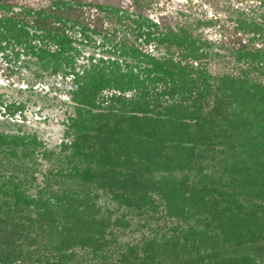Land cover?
<instances>
[{"label": "trees", "instance_id": "trees-1", "mask_svg": "<svg viewBox=\"0 0 264 264\" xmlns=\"http://www.w3.org/2000/svg\"><path fill=\"white\" fill-rule=\"evenodd\" d=\"M13 1L0 0L7 7L0 41L22 47L43 70L57 73L63 63L74 68L67 24L89 26L81 20L83 4L53 0L14 11ZM237 22L243 29L246 20ZM95 23L102 32L101 16ZM153 25L156 30L143 31L139 24L137 35L155 52L129 49L123 39L118 57L72 73L76 105L66 135L73 139L62 143L72 152L58 159L68 167L56 174L108 191L147 222L164 206L165 215L185 227H173L179 234L172 237L122 243L117 229L133 223L97 207L98 193L62 188L32 195L28 179L3 169L0 264H264V44L256 48L237 38L236 60L244 64L212 73L199 62L204 54L194 36H202L194 33L200 21L166 32ZM13 67L10 59V74ZM21 106L6 104L3 114L14 116ZM40 147L35 134L0 131V164L6 160L27 173L26 161L37 159ZM208 152L212 165L199 162ZM208 167L220 174L204 173ZM192 173L202 178L199 190L189 184Z\"/></svg>", "mask_w": 264, "mask_h": 264}, {"label": "rangeland", "instance_id": "rangeland-1", "mask_svg": "<svg viewBox=\"0 0 264 264\" xmlns=\"http://www.w3.org/2000/svg\"><path fill=\"white\" fill-rule=\"evenodd\" d=\"M51 1L53 0H14L18 6L12 7V10L21 11L23 4L34 7L47 6ZM78 1L83 4L79 6L83 14L81 20L89 26L72 22L67 24L70 28L69 35L73 38L71 53L74 68L63 63L62 69L57 73L43 70L37 59L26 54L22 47L16 46L13 42L0 41V131L35 134L43 143V147L37 150V159L26 161L27 173L19 171V168L10 169L11 166L6 165V160H3L5 165L0 164V171L7 169L4 171L6 175L16 171L21 179H28L30 182L26 187H29L28 193L32 195L39 190L45 191L46 196L49 195V191L61 193L62 188L75 190L80 196L85 195L82 194V190L86 188L90 189L91 196H94V192L98 193L100 197L94 201L97 207L101 206L105 212L106 209L111 210L114 212L113 217L124 215L126 221L131 220L130 223H133L117 229L118 241L122 243H134L141 241L143 237L160 239L165 234L172 237L179 234L172 228L177 227L176 230H180L185 227V223L174 217H167L164 206L159 207L155 219L147 222V216L142 218L135 216L130 208L120 205L108 191L94 189V184L82 185L79 178L56 174L61 167L64 169L68 167L67 163L58 159L72 152V149L63 151L62 147L63 142L70 144L73 139V136L66 135L70 123L69 116L73 114L76 105L70 95V89L74 88L72 73L82 74L85 69L100 63L101 59L118 57V53L122 52L123 39L129 43V49L134 45L145 51L155 52V46L146 44L144 35L141 38L137 35L139 24L145 26L143 31L146 29L154 31L157 28L153 24L157 23L159 31L166 32L167 27L173 29L177 24L181 26L185 23L195 26L197 21H200L201 25L194 35L200 33L202 37L198 39L195 35V44L201 47L198 53L204 54L199 62L207 63L212 73H218L217 71L222 69L231 72L234 67H241L244 64V61L236 60L237 38L256 48L264 44V0ZM6 11L7 7L0 5V15ZM97 16H101L103 23L102 32L99 33L95 31ZM239 19H245L246 22L244 28L238 30ZM131 51L128 50L127 53L130 54ZM16 53L19 54L18 61L15 59ZM10 59L14 64V71L11 74L7 69ZM121 59L125 58L121 56ZM104 95L108 96V92L105 91ZM12 102L16 105L22 104V111H17L14 116L4 115L5 105ZM219 149L226 150V146L217 147V150ZM42 150L51 152L52 156L46 158L40 152ZM210 155L211 152L206 153L199 162L212 165L214 160H211ZM218 156L214 155L216 158ZM21 161L17 160L19 163ZM204 173H216L218 176L220 170L208 167L204 169ZM176 174L181 172L177 171ZM191 175L189 181L191 187L201 189L200 175L194 173ZM49 184L50 187H47ZM155 200H159V197L156 196ZM157 216L160 217L159 220L156 219Z\"/></svg>", "mask_w": 264, "mask_h": 264}]
</instances>
